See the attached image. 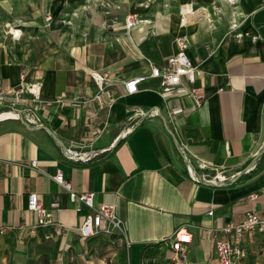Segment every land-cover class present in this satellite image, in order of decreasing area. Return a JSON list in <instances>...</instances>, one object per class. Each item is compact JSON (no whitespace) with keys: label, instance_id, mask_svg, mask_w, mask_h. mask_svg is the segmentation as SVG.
I'll return each instance as SVG.
<instances>
[{"label":"crops","instance_id":"obj_1","mask_svg":"<svg viewBox=\"0 0 264 264\" xmlns=\"http://www.w3.org/2000/svg\"><path fill=\"white\" fill-rule=\"evenodd\" d=\"M74 2L0 0L3 85L16 86L23 71L27 80L42 81L47 100H70L44 107L52 135L22 120L0 121V264H123L128 249L129 264H141L144 244L169 240L179 228L192 237L185 258L167 261L175 254L165 243L153 262L219 264L214 239L220 228L248 210L264 216V0L133 2L128 10L140 21L131 28L121 3L112 12L123 16L107 20L101 11L88 16L75 10ZM190 3L205 7L180 24L179 8ZM18 24L20 35L12 37L9 29ZM177 36L188 42L195 79L183 77L162 92L150 69H169L166 58L175 52ZM93 71L107 75L102 90ZM135 76L143 80L127 94L124 82ZM195 88L201 99L189 94ZM170 131L196 168L201 161L225 174L251 162L257 168L222 185L194 182ZM64 146L99 154L93 162L73 161ZM31 159L39 171L28 167ZM58 170L74 192L92 191L95 206L115 204L128 246L117 235H80L88 209L53 179ZM28 193L47 208L48 223L37 224ZM58 226L65 227L60 234ZM251 233L229 238L247 245ZM258 235L264 245V234Z\"/></svg>","mask_w":264,"mask_h":264},{"label":"built area","instance_id":"obj_2","mask_svg":"<svg viewBox=\"0 0 264 264\" xmlns=\"http://www.w3.org/2000/svg\"><path fill=\"white\" fill-rule=\"evenodd\" d=\"M189 14L190 12L186 9L181 10L180 24L186 23ZM137 21H139V18H137L135 14H128L125 18V26L131 28L137 25ZM19 35L12 37H18ZM174 44L176 46L175 52L166 58L169 69L161 71L156 66H152L150 69V76L160 80L162 92L181 84L183 77L190 82H194L195 79V66L187 55L188 42L186 38L177 36L174 38ZM90 77L97 88L102 90L106 83L107 75L105 73L93 71L90 73ZM142 80V76H135L125 81V92L127 94L137 92V85ZM42 86L43 83L41 80H27L23 71L19 75V83L14 87L5 86L0 80V121L6 119L22 120L27 125L40 128L51 120L49 112L44 111V107L50 108L51 104L61 107L70 103V100L63 97H54L53 99L47 100L42 96ZM189 94H195L199 99L203 97V95L198 92L197 88L190 90ZM96 97H98V95ZM179 110L180 109H173L171 113L175 114L179 112ZM151 114L159 115V111L153 109ZM130 130L131 128H129V131ZM92 142L93 140H90L89 143L91 144ZM179 151L182 154L186 151L182 144H179ZM63 154L69 160L87 162L99 153L95 152L93 149H84L83 147L79 149L66 147V149L63 150ZM183 159L185 170L192 181L197 183L203 182L210 185H222L228 181H233L238 175L249 173L255 168V164L251 162L241 171L225 174L222 169L215 165L201 161L197 165L199 169L198 172L195 169L196 167L184 154ZM28 167L35 171H39L36 159H31L28 163ZM207 169H213L214 173L210 174L205 172ZM53 179L69 192V197L72 201L79 200L87 207L88 212L79 227V233L83 238L95 235H117L118 238L128 246L129 242L125 236V225L123 220L116 214L114 203H103L99 206H95L93 201L94 193L92 191L76 193L71 190L69 182L63 178L60 170L56 172ZM249 197L251 200H254L257 198V194H250ZM56 205V202L52 203V206ZM27 208L36 215L38 225L48 223L47 208L35 193H28ZM208 213L211 214L212 211L209 210ZM32 229L33 228H31V230ZM64 230V226H58L56 231L60 234ZM251 232L264 234V216L255 210L246 211L239 221L226 222L220 228L219 235L214 239V250L219 264H237L238 260L244 256V250L239 244L233 242L229 236L241 238L244 234ZM191 240V233L185 228H179L167 241L175 257L184 259L186 246Z\"/></svg>","mask_w":264,"mask_h":264},{"label":"rangeland","instance_id":"obj_3","mask_svg":"<svg viewBox=\"0 0 264 264\" xmlns=\"http://www.w3.org/2000/svg\"><path fill=\"white\" fill-rule=\"evenodd\" d=\"M158 1H160V0H158ZM45 2L49 3L50 0H45ZM133 2H136L137 4L139 3L140 5L143 6V5L153 3V2H155V0H75V2L73 4H70V7H75L74 8L75 10L80 9L82 12H86V14H88V16H91L94 13L96 14V11H101L104 15V18L107 20H110V19H114V17H122L123 16V14L119 15V12H112L113 10H119L118 8L113 7V5H116L117 7H119L118 4L121 3V7L125 6V8H126L125 9L126 14H124V22H125V18L128 14H135L136 16L138 15L137 13H134V12L128 10ZM64 3L63 4L60 3V6L62 4L63 8L66 10V8L69 7V4L66 1H64ZM181 7L186 9L187 11H190L188 19L186 21V22H188L190 20V17L192 16L191 15L192 10L193 11H196L197 9L201 10L202 7H205V6H202V4H197V3L191 4L190 3V5L184 4V5H181L180 8ZM180 8H179V13H178L179 14V22H180V15H181V9H182V8L181 9ZM92 9H94L95 11H91ZM92 12H94V13H92ZM77 14H78L77 16L79 19L80 18L79 13H77ZM59 16H61V14ZM137 18L140 19L139 15L137 16ZM15 27L17 29H21L19 24H18V26L16 25ZM183 154L186 155V151ZM251 234L253 235V237L248 242V244L247 245H241L243 247V250H244V256L239 260L238 264H263V260H264V251L263 250L264 249H262V247L264 245L260 243L262 238L260 235H258L256 233L252 232ZM131 260H132V250L128 249L127 250V256H126V259L124 258L123 264H129ZM166 260L174 263V262H178L179 258L178 257H168ZM163 263L165 264V262H163Z\"/></svg>","mask_w":264,"mask_h":264},{"label":"trees","instance_id":"obj_4","mask_svg":"<svg viewBox=\"0 0 264 264\" xmlns=\"http://www.w3.org/2000/svg\"><path fill=\"white\" fill-rule=\"evenodd\" d=\"M118 142H119V140H118ZM259 156H263L264 157V151H262ZM95 157H97V156H95ZM93 161H94V158L90 159L88 162H93ZM256 166H257V164L255 165V167ZM256 168H254V169H256ZM195 169H196V171L199 172L198 168H195ZM213 173H210V174H213ZM249 173H251V172H249ZM249 173H247V174H249ZM235 180H233V181H235ZM165 243L168 246L167 240H159V241L154 242V243L144 244L142 246L141 252H140V259H139L140 263L141 264H160V263H158L157 260H156V262H153L152 259L157 257L158 255H160L161 246H163ZM168 248H169V246H168ZM44 261H45V259H44ZM44 261H43V263H44Z\"/></svg>","mask_w":264,"mask_h":264},{"label":"water","instance_id":"obj_5","mask_svg":"<svg viewBox=\"0 0 264 264\" xmlns=\"http://www.w3.org/2000/svg\"><path fill=\"white\" fill-rule=\"evenodd\" d=\"M34 128H36V127H34ZM38 129H43V130L49 132L52 135V132L50 131V129L47 126H42V127L38 128ZM171 134L173 136V139H174V142H175L177 148L179 149V142H178V140L176 139V137L174 136V134L172 132H171ZM65 149H66V146L63 147V150H65Z\"/></svg>","mask_w":264,"mask_h":264},{"label":"bare ground","instance_id":"obj_6","mask_svg":"<svg viewBox=\"0 0 264 264\" xmlns=\"http://www.w3.org/2000/svg\"><path fill=\"white\" fill-rule=\"evenodd\" d=\"M139 21H137L138 23ZM11 36H17L19 35L20 33V29H17L16 27H12L10 30H9Z\"/></svg>","mask_w":264,"mask_h":264}]
</instances>
